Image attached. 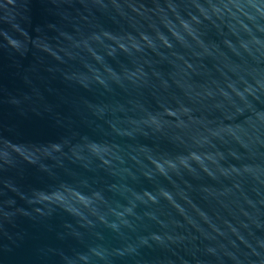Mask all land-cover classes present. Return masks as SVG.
I'll list each match as a JSON object with an SVG mask.
<instances>
[{
    "label": "water",
    "instance_id": "1",
    "mask_svg": "<svg viewBox=\"0 0 264 264\" xmlns=\"http://www.w3.org/2000/svg\"><path fill=\"white\" fill-rule=\"evenodd\" d=\"M0 264H264V0H0Z\"/></svg>",
    "mask_w": 264,
    "mask_h": 264
}]
</instances>
